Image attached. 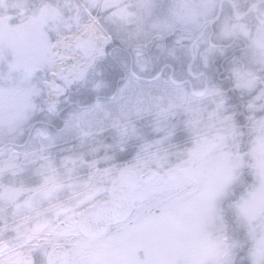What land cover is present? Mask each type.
<instances>
[{
  "label": "rangeland",
  "instance_id": "374dc122",
  "mask_svg": "<svg viewBox=\"0 0 264 264\" xmlns=\"http://www.w3.org/2000/svg\"><path fill=\"white\" fill-rule=\"evenodd\" d=\"M29 1L0 0V219L4 222L0 226V264H18L23 252L18 253L16 246L32 242L41 244L46 258L51 245L65 237H77V246L83 249L78 250L80 257L89 252L82 264H143L139 253L143 248L155 258V264H239L237 255L245 247L251 264H264V17L255 16L254 31L251 16L249 21H234L230 28L222 29L226 36L240 37L238 32H242L251 38L241 46L232 66V88L239 89L248 115L245 127L237 126L223 95L226 90L194 89L196 96L178 102L182 94L190 97L193 80H174L181 82L178 89L168 82L131 80L127 85L137 88H129L125 98L117 95L112 104L95 103L72 115L60 138L75 135L72 139L76 138L78 149L58 158L53 147L56 140L39 122L59 111L62 96L85 80L92 68L84 70L81 62L78 72H70L77 76L68 86L66 65L56 44L63 36L80 30L89 33L94 28L100 30L101 38L89 36L88 41L102 44L110 32L88 8L87 18H81L83 2H44L21 15ZM106 1L114 6V14L129 21L132 38L173 33L180 41H191L192 46L199 41L204 24L219 19L225 2ZM78 43L86 50L84 39ZM218 49L213 43L202 53L213 58ZM164 104L170 105L160 108ZM131 113L141 116L121 121ZM106 130H110L109 136L102 137ZM180 131L188 134L181 142L175 140ZM120 142V149L128 145L137 148L132 168L139 176L152 167L159 174L140 181L133 196L139 206L131 223L118 226L107 236L83 237L79 235L77 204L95 202L96 194L108 190L119 172L113 165L119 163L115 149ZM186 142L193 144L185 149L182 145ZM185 154L189 155L180 157ZM60 160L62 163L56 164ZM30 165L43 179L39 186L14 179ZM174 167L179 173L168 175ZM247 169L253 180L245 193L226 202L222 210L223 202L244 185L241 174ZM4 177L13 181L3 182ZM66 193L73 194L55 203ZM229 210L239 228L247 231V241L230 238ZM18 215L19 219L8 222ZM63 220L66 226L60 229L57 222Z\"/></svg>",
  "mask_w": 264,
  "mask_h": 264
},
{
  "label": "trees",
  "instance_id": "16d2710c",
  "mask_svg": "<svg viewBox=\"0 0 264 264\" xmlns=\"http://www.w3.org/2000/svg\"><path fill=\"white\" fill-rule=\"evenodd\" d=\"M60 1L67 2L68 0ZM257 1H261L258 7L260 13L264 16V0H226L219 19L213 24L207 21L202 28L203 33L199 41L195 46H192L191 41H180L177 39L176 34L173 33L162 36L158 35L152 39H147L142 36L132 38L128 34L130 32L129 29L132 27H129V21L121 18L119 14H114L112 11L115 10L114 6H109L106 0H74L73 2L75 4L77 2V5L81 2L85 5V8H82L83 16L81 18L84 20L87 18L86 8L90 9L93 13H97L103 25L113 34L114 41L107 47V56L95 64L87 78L76 83L68 94L62 96L58 107L59 111L51 114L48 118L41 117L42 120L39 123L48 128L51 137L56 140L54 142H61V144L55 146L54 150H57L61 154L71 153L74 149H78L76 138L72 139L75 135L60 138V131L64 129L66 122L68 120L70 121L72 115L74 116L77 111L83 112L85 109L94 106L95 103L112 104V101L117 99V95H120L122 99L125 98L129 94L127 90L137 88L135 85H127L131 80L139 83H146V81L154 83L168 82L174 89L181 88L182 85L175 83L173 79L180 80L182 83L193 80L194 84L190 87V97L186 98L182 94L178 102L189 100L193 95L196 96L193 92L194 89H203L208 86L216 90L228 89L223 94L227 99L226 104L236 118L237 125L239 126L245 123L246 117L243 113L239 98L240 91L239 89L232 88L234 85L232 66L237 59L241 46L249 38L246 36V38L238 37L235 42L234 40L237 36L234 34L233 36L223 35L222 29L226 26L230 28L234 21H249L250 16L254 20L252 25H249L251 29H255L257 20L255 19L253 9L250 10V8ZM44 2L56 3L58 0H30L23 7L20 14H28V12H31ZM238 11H247V13L239 17L237 16ZM72 12L73 10L69 7L68 13ZM229 14L232 15V18L229 17ZM138 17L136 16V19ZM238 34L244 35L242 32H238ZM212 43H215L219 47L218 52L213 58L204 57L202 50L204 52L206 47ZM197 47H200L201 51ZM158 74L160 75L157 76ZM164 105L160 108L167 107L170 104ZM140 116V114L131 113L129 117H124L121 121L136 119ZM109 134L110 130H106L101 136L108 137ZM187 136V133L180 131L175 136V140L181 142ZM192 144L191 142H186L181 145L187 149ZM116 146V161L129 160L136 157L137 148L135 146L128 145L125 149H120L121 142ZM86 155L88 158L90 157L88 154ZM188 155L185 154L180 157L182 158ZM171 161L174 164L177 163L175 158H171ZM242 177L245 180L244 185L238 188L235 194L227 198L224 202L225 209L226 202L237 199L241 195V192L245 193L246 185L253 180V175L248 169L242 172ZM7 180L8 178L4 179L5 182ZM163 192L158 191V194ZM226 217L230 224V238L232 240L242 238L247 241V231L239 228L230 210L226 213ZM247 250L248 248L245 247L238 253L237 262L239 264H251ZM37 260L41 262L43 256L37 253Z\"/></svg>",
  "mask_w": 264,
  "mask_h": 264
},
{
  "label": "water",
  "instance_id": "95a60500",
  "mask_svg": "<svg viewBox=\"0 0 264 264\" xmlns=\"http://www.w3.org/2000/svg\"><path fill=\"white\" fill-rule=\"evenodd\" d=\"M78 48H79V43ZM123 170L110 188L109 198L106 202L90 205L80 213L81 229L89 234L105 233L110 227L120 221L126 220L133 212L132 193L138 186V175L129 168V162L122 164ZM177 175L179 171L173 169L170 172ZM157 175V170H149L142 179L147 181ZM83 206V204H80ZM49 264H76L69 248L60 245L54 248L48 256ZM22 264H36V259L32 255H26Z\"/></svg>",
  "mask_w": 264,
  "mask_h": 264
},
{
  "label": "flooded vegetation",
  "instance_id": "af4514ba",
  "mask_svg": "<svg viewBox=\"0 0 264 264\" xmlns=\"http://www.w3.org/2000/svg\"><path fill=\"white\" fill-rule=\"evenodd\" d=\"M30 131H32V128L30 129ZM56 155H57L58 158H62L66 154L65 153L59 154L58 152H56ZM61 163H62L61 160L60 161H56V164H58V165H60ZM38 169H42V168H38ZM36 170H37V168H35V166H32V165L27 166V168L25 170H20V172H18L17 175L15 174L14 179H16V180H25L24 182H28V183H25L26 185L39 186L43 182V179H42V177H37V173H35ZM120 170H121V168H120ZM78 171H82V168H79ZM40 172L42 174V173H44V170H42ZM83 173H81V174H83ZM116 176H117V174L115 175V177ZM73 193H70V194H66V195L61 196L59 199L56 200L55 203L61 202V201L65 200V199L69 198L68 196L69 195L72 196ZM98 201H100V200H98ZM98 201H95V202H93V201L92 202H87L86 200H84V201L78 202V204H77V215H76L77 216V220H78V224H79V213L82 210V208L79 206L80 203L83 202V204H84L86 202V204H85V206H86V205L93 204V203H96V202L98 203ZM10 206L11 205H9L8 208ZM138 206H139L138 201L134 199V207L135 208H134L133 215L138 210ZM20 216L21 215L14 216L13 218L9 219L8 222L9 221H15V220L19 219ZM132 216L130 217V219H128L126 221H122V222H119V223L113 225L110 228V230H108L105 233L89 234V233H86V232L82 231L81 228L79 227V229H80L79 230V235H81L83 237H88V238H92V237H102V236L110 235V234H112L114 232V230H116L118 228V226H121L122 224H126L127 222L131 223L132 222V219H131ZM60 224H61V227H60ZM65 226H66V221L63 220V221H58L57 222V227L58 228L63 229ZM142 229H143L142 231H144V232L146 231L145 225L143 226ZM76 240H77V237H74V238H72L70 240H69L68 237H65L62 240L55 241V243L53 245H51V247L49 248V252L48 253H50V251L52 249H54L55 247H58L60 245H68L69 246V249H70V253L74 257V260H75L76 264H82V259L88 258L89 257V252L87 254L85 253L83 256L80 257L79 256V253H78V250H83V249H82V247H81V249L78 248L79 246H77ZM41 247H42L41 244H39L38 247H37V245H35V242H32V244L29 243L28 245L27 244H23V245L16 246V251H18V253H19V251L21 249H22V252H23V254H21L19 256V258H18V264H22V258H23V256L25 254H33L34 255L35 253L41 252L42 251V248ZM143 250H144V248H143ZM143 250L142 249L139 250V253H140L141 257L143 258L142 259L143 264H155V261H154L155 258H153L152 256L151 257L148 256L145 253V251H143Z\"/></svg>",
  "mask_w": 264,
  "mask_h": 264
},
{
  "label": "bare ground",
  "instance_id": "6f19581e",
  "mask_svg": "<svg viewBox=\"0 0 264 264\" xmlns=\"http://www.w3.org/2000/svg\"><path fill=\"white\" fill-rule=\"evenodd\" d=\"M89 33H84L82 30L72 33L70 36L66 35L61 37L56 44V51L63 55L64 63L66 65L65 82L71 86L75 81L77 74L70 73L72 70L78 72V67L81 62L84 63V70L92 68L96 62L104 58L107 54L106 47L113 40L112 35L109 33L104 39L102 44H92L88 41V37L101 38L99 29H90ZM84 39L86 50H81L76 45L77 40ZM88 41V42H87ZM65 69V68H64Z\"/></svg>",
  "mask_w": 264,
  "mask_h": 264
}]
</instances>
